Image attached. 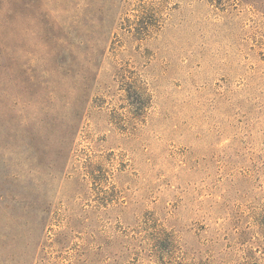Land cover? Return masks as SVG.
Masks as SVG:
<instances>
[{"label":"rangeland","instance_id":"obj_1","mask_svg":"<svg viewBox=\"0 0 264 264\" xmlns=\"http://www.w3.org/2000/svg\"><path fill=\"white\" fill-rule=\"evenodd\" d=\"M0 264H264V0H0Z\"/></svg>","mask_w":264,"mask_h":264}]
</instances>
